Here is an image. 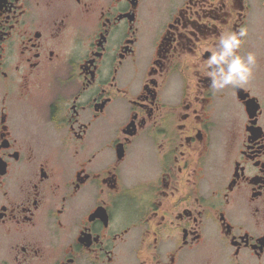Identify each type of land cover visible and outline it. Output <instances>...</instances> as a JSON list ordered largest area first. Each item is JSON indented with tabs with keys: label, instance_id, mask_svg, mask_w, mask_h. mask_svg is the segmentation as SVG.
<instances>
[{
	"label": "flooded vegetation",
	"instance_id": "1",
	"mask_svg": "<svg viewBox=\"0 0 264 264\" xmlns=\"http://www.w3.org/2000/svg\"><path fill=\"white\" fill-rule=\"evenodd\" d=\"M259 9L0 0V264H264V93L205 74Z\"/></svg>",
	"mask_w": 264,
	"mask_h": 264
},
{
	"label": "clouds",
	"instance_id": "2",
	"mask_svg": "<svg viewBox=\"0 0 264 264\" xmlns=\"http://www.w3.org/2000/svg\"><path fill=\"white\" fill-rule=\"evenodd\" d=\"M247 30L223 32L215 48H209L210 55L206 61V76L210 78V86L217 91L228 86L243 87L253 75L256 55L248 52L240 55L238 50L243 43Z\"/></svg>",
	"mask_w": 264,
	"mask_h": 264
},
{
	"label": "rangeland",
	"instance_id": "3",
	"mask_svg": "<svg viewBox=\"0 0 264 264\" xmlns=\"http://www.w3.org/2000/svg\"><path fill=\"white\" fill-rule=\"evenodd\" d=\"M251 51L256 55V64L253 68V82L255 88L264 93V10H257L250 25ZM262 87V89H261ZM255 92V91H254Z\"/></svg>",
	"mask_w": 264,
	"mask_h": 264
}]
</instances>
